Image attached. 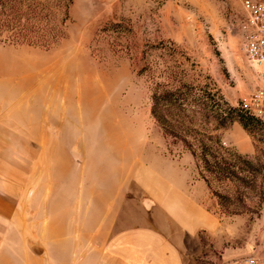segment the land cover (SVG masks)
<instances>
[{
  "label": "rangeland",
  "instance_id": "1",
  "mask_svg": "<svg viewBox=\"0 0 264 264\" xmlns=\"http://www.w3.org/2000/svg\"><path fill=\"white\" fill-rule=\"evenodd\" d=\"M23 1L34 18V43L0 38V168L12 175L25 217L39 219L48 207L73 201L84 217L96 197L103 209L105 198L126 189L119 171L131 175L158 156L203 180L193 157L151 114L152 79L169 73L194 100L223 99L242 111L214 133L242 160L227 159L236 178L214 180L212 189L205 182L208 207L223 226L202 238V259L194 261L264 264V121L244 106L258 78L244 54L242 0ZM128 192L120 213L133 224L147 197L131 179ZM90 229L81 225L86 240Z\"/></svg>",
  "mask_w": 264,
  "mask_h": 264
},
{
  "label": "crops",
  "instance_id": "2",
  "mask_svg": "<svg viewBox=\"0 0 264 264\" xmlns=\"http://www.w3.org/2000/svg\"><path fill=\"white\" fill-rule=\"evenodd\" d=\"M139 166L131 175L119 171L126 189L120 186L109 203L99 197L105 208L96 197L83 217L79 201L58 202L39 219L25 217L12 175L0 168V264H196L202 238L217 236L223 226L208 207L205 181L160 156ZM129 179L147 197L133 224L120 213ZM82 224L94 227L88 240Z\"/></svg>",
  "mask_w": 264,
  "mask_h": 264
},
{
  "label": "trees",
  "instance_id": "3",
  "mask_svg": "<svg viewBox=\"0 0 264 264\" xmlns=\"http://www.w3.org/2000/svg\"><path fill=\"white\" fill-rule=\"evenodd\" d=\"M25 8L23 0H0V38L6 36L1 40L2 43L29 46L34 43L33 31L29 29L33 17L25 13ZM166 75L168 77L164 80H156L155 77L152 79L155 81L151 96V114L157 126L168 139L180 143L193 157L202 179L210 189L214 180L230 181L236 178L238 174L232 170L235 166L232 168L227 159L242 158L223 148L214 133L232 125L238 118L242 119L239 115L242 111L230 107L223 99L220 102L214 101V105L208 102L204 104L200 99L194 100L187 84L178 87L171 78L172 75ZM200 118L206 120V126L213 122L215 128L206 130L202 127Z\"/></svg>",
  "mask_w": 264,
  "mask_h": 264
},
{
  "label": "built area",
  "instance_id": "4",
  "mask_svg": "<svg viewBox=\"0 0 264 264\" xmlns=\"http://www.w3.org/2000/svg\"><path fill=\"white\" fill-rule=\"evenodd\" d=\"M242 7L246 15L241 25L244 54L258 78V87L244 106L250 116L264 121V3L242 0ZM247 264H257V260L249 259Z\"/></svg>",
  "mask_w": 264,
  "mask_h": 264
}]
</instances>
